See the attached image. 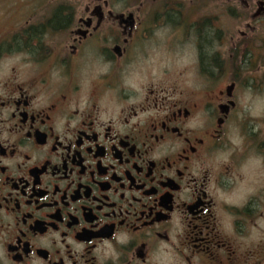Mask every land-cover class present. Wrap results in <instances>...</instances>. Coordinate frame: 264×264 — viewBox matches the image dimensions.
Listing matches in <instances>:
<instances>
[{
    "label": "flooded vegetation",
    "instance_id": "1",
    "mask_svg": "<svg viewBox=\"0 0 264 264\" xmlns=\"http://www.w3.org/2000/svg\"><path fill=\"white\" fill-rule=\"evenodd\" d=\"M188 44L194 63L163 68L142 101L99 120L106 91L136 95L120 87L129 64L174 68ZM13 53L32 68L0 80V212L10 217L0 215V264H150L161 243L183 264H264V180L247 163L264 157V117L237 104L244 88L264 94V0H0V59ZM94 60L111 68L90 83L82 111L80 71ZM188 73L193 88L181 86ZM197 114L202 127H185ZM239 184L254 188L240 206L209 194Z\"/></svg>",
    "mask_w": 264,
    "mask_h": 264
},
{
    "label": "clouds",
    "instance_id": "2",
    "mask_svg": "<svg viewBox=\"0 0 264 264\" xmlns=\"http://www.w3.org/2000/svg\"><path fill=\"white\" fill-rule=\"evenodd\" d=\"M167 28L157 29L154 32V36L156 38H162L164 33L168 32ZM178 59L175 61L174 68L172 65L168 63H162L157 66L147 67L146 65L154 64V61H143V62H134L129 64L120 75V87L125 89L127 92L135 93L134 96H129L127 101H122L117 95L118 90H108L103 95H101L97 99V105L99 108V120L107 121L108 119H112L113 121L117 120V116L120 113V109L129 104L139 103L143 100L145 90L149 83L153 85V87L157 86L158 83L164 78V74L162 72L163 68H168L169 72L173 70L179 71L190 63H194L195 54L192 51V45L188 44L182 49L178 54ZM27 59L25 53H13L9 56H5L0 59V80L7 79L10 76V69L15 67L17 70V80L22 81L27 78L29 75V69L32 68V65L28 63H24ZM110 64H101L99 61H92L91 63L85 64V66L80 71V77L82 82V90L80 93L79 105L78 107L83 111L85 107L90 103L88 100V91L89 85L93 81H97L99 77L107 75L110 71ZM53 81H57L60 78V70H55L51 73ZM182 87L193 88L194 84V74L188 73L186 77L182 81ZM7 92L0 90V96H6ZM46 103L44 97H38L37 101L34 102L36 106H40L41 104ZM237 104L241 109L242 113H247L248 116L252 118H260L264 117V94H256L250 88L242 89L237 97ZM73 107L72 104L68 106V111ZM11 108L3 109V117L6 119L8 113L11 111ZM152 115V113H144L138 119L143 121L144 116ZM66 116V115H65ZM79 116L74 118L71 121V125L75 126ZM64 124V117H60L56 122V130L57 132L61 131L62 126ZM203 121L201 120L200 114H197L192 119H190L185 127L195 129L197 127H202ZM115 127L119 128L120 125L116 123ZM7 127V125H5ZM100 131V129H97ZM4 136H7V133H4ZM14 139V138H13ZM232 140V144L234 146H239L241 144V140L239 138H230ZM181 145L177 143L171 151H176ZM166 145H160L157 147L155 153L153 154L154 158H158L163 156L166 151L164 150ZM26 151L27 149H22ZM20 157L17 156L16 160H3L2 163L8 165L10 168L14 165V163L18 162ZM227 161V154L219 156L217 158L216 163ZM248 164L252 166L254 170H256L255 175L259 177L260 180H264V157L252 156L249 158ZM247 165L245 168H242V172H246ZM193 175L199 174V164H194L192 169ZM254 191L252 187H245L244 184H239L231 193H225L219 189L213 193L212 186H209V194L215 195L218 201H222L224 203L233 204L236 206H240L243 204L249 194ZM0 215L4 217L6 221L10 222V217L0 212ZM218 224L220 231L227 235H233V226H232V218L228 215L221 214L218 218ZM176 231L179 232L180 228L177 225ZM255 231V230H253ZM242 239V238H241ZM175 243V240L173 241ZM79 248L80 246H76ZM99 252V249L97 250ZM110 251V250H109ZM0 258H2V252H0ZM4 264H8L5 260ZM150 264H183L180 260V257L169 247L167 244L161 243L159 247L152 253L150 256Z\"/></svg>",
    "mask_w": 264,
    "mask_h": 264
}]
</instances>
